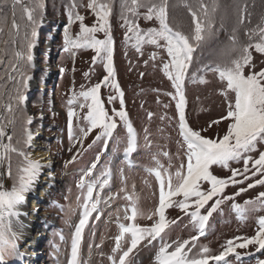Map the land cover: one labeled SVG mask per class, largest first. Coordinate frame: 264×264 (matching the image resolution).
Wrapping results in <instances>:
<instances>
[{
	"label": "snow or ice",
	"instance_id": "snow-or-ice-1",
	"mask_svg": "<svg viewBox=\"0 0 264 264\" xmlns=\"http://www.w3.org/2000/svg\"><path fill=\"white\" fill-rule=\"evenodd\" d=\"M115 2L116 0H87L86 7L95 16V23L91 26L84 23L85 17L77 11L80 5L76 0H72L68 6V26L64 29L63 51L74 58L76 50L91 49L95 53L93 63H102L106 75L102 81L87 90H83L82 86L79 93L73 91L72 97L67 101L69 140L73 147L78 144L80 150L66 162V166L75 162L84 148L83 141L94 130L97 135L88 147L103 141L104 150H107L108 142L118 127L117 118L126 129L124 159L129 166H132V154L139 147L137 133L124 107L123 91L115 79L114 42L110 22ZM9 4L12 17L10 26L7 16L0 15V37L7 35V39H0V264H8V258L22 255L18 245L20 235L14 230L13 223H19L22 215L20 208L25 203L27 194L33 190L43 167L39 160H32L25 150L31 147L33 133L24 127L22 136H18L16 125L18 121H23L25 125L32 123L30 117L24 116L23 107L31 79L26 68L32 65V50L35 47L37 28L43 21L44 5L42 0H0V5ZM176 6L172 0H120L119 15L125 29V44L141 55L145 45L166 53L167 60L163 62L161 70L174 89V93L166 94L175 101L180 139L177 141L178 151L175 154L178 164H173V154L160 151L152 155L154 166L145 168L146 173L153 176L158 185V205L154 210L145 212L139 206L134 185L133 192L127 193L126 177L121 169L124 186L120 192L125 193L123 199L128 204L123 208L122 218L120 209L116 210L118 234L114 237V246L107 257L109 264H134L133 253L141 245L155 247L154 242L159 247L153 264H230L228 257L232 254H235L237 261L241 260L238 248L247 249L249 245H253L256 252L264 251V216L257 220L255 236L228 240L219 254H213L207 245L197 244L199 237L206 234L209 219L227 201H233L232 209L241 221L246 219L249 205L264 209V192H260L254 200L245 201L243 205L235 202V197L243 192L257 185L264 186V151L259 147L264 145V69L253 70L256 65L253 63L252 51L254 49L256 53L264 55V18L255 28L247 29L244 32L247 41H241L239 26L250 15L247 6H243L239 10L237 26L232 29L228 44L219 51V59L198 69L204 73L216 74L221 85L218 94L224 98L226 111L219 119L212 120L207 128L194 129L186 118L185 83L189 78L194 83L208 82L203 76L190 77L189 70L198 61V50L216 34L219 5L217 0H211L210 3L196 0L195 6L182 0V6L191 17L188 30L175 23L171 10ZM18 7L22 12L20 19L25 21L22 41L19 39L21 24L16 18ZM141 20L146 23L154 22L156 26L142 28ZM74 23L79 25V32L75 35L70 31ZM220 28L223 29L222 22ZM100 33H103V39L98 38ZM157 56L158 53L154 51L150 54V59L154 61ZM88 75L85 73L86 77ZM102 87L114 90L116 95L109 94L107 103L111 104L118 99L119 110L113 108L110 112L106 108L100 95ZM74 105L83 113L82 116ZM164 107L167 108L168 105ZM152 115L149 113V119ZM74 118L77 120L79 136L73 130ZM161 119L165 117L162 116ZM224 121H227V127L222 136L203 134ZM144 146L151 147L147 129ZM253 153L258 155L253 156ZM100 156L101 154H97L95 161L82 171L76 184L79 190L75 202L76 209L79 210V222L72 235L68 264H82L81 242L89 220H100L103 215L100 204L103 202L110 206L119 196L116 193L110 194L105 200L101 199V193L110 184L111 169L94 176ZM161 156L167 159V165L161 162ZM233 162H242L243 168L230 167ZM213 166L228 169L231 175L227 178L218 177L213 174ZM253 177L260 178L254 183H248L246 188H239L233 195L226 194L228 187L244 184ZM4 178L12 180L10 188L5 186ZM173 207L189 217L198 235L185 240L179 237L171 241L166 239V230L177 223L176 220H168L166 216L167 210ZM142 219L151 220V225L142 226L138 222ZM60 239L63 240L62 234ZM255 264H264V259L256 258Z\"/></svg>",
	"mask_w": 264,
	"mask_h": 264
},
{
	"label": "rangeland",
	"instance_id": "rangeland-1",
	"mask_svg": "<svg viewBox=\"0 0 264 264\" xmlns=\"http://www.w3.org/2000/svg\"><path fill=\"white\" fill-rule=\"evenodd\" d=\"M45 1L46 4H43L44 14L58 11V0ZM224 1L225 0H219V8H221L220 14L223 19L225 16L227 17V15L234 14L233 11L230 13V8H227V6L222 4ZM257 1L258 0H251L250 5H248L249 7H247L248 13H252L250 6H254L255 8L256 4L259 6L264 4V1L262 4H259V2L257 3ZM252 2H255L256 4L253 5ZM83 3L84 0H81V4ZM85 4H87L86 1ZM18 11L22 15L19 7L16 10V15ZM85 11H87V13ZM259 11L261 12L262 9L260 8ZM78 12L85 17L84 23L86 25L91 26L95 23V16L91 14V11L86 9ZM6 16L8 18V25L10 26L12 18L11 12H9V15ZM180 16L182 17V13H180ZM61 17L60 18L63 19V16ZM51 18L52 16H43V25L47 24ZM118 18V16L114 17L112 22L115 23ZM248 22L250 23V21ZM186 23L189 24V20H187ZM24 24L25 23L21 25L22 40L24 36ZM253 24H255V21L249 25L247 24V28ZM140 25L142 28L155 26L154 22L146 23L143 20L140 21ZM256 26L257 24H255L253 28ZM217 29L220 30L221 33H224V31L228 29V26H224L223 29L218 26ZM102 35L103 33H101L98 38L103 39L104 37H102ZM2 39H7V35L5 34ZM113 40L118 43L117 50L113 47L115 79L123 91L124 107L138 136L139 147L131 157L133 166L131 167L127 165L124 160L123 150L126 146L127 133L124 132L125 128H123L124 126L119 122L118 118V127L111 138L112 141H110V150H108L109 145L107 146V150H104L103 141L93 144L90 148L88 147V145L92 144V141L97 135V131L94 130L89 135V138L83 142L84 148L81 150V154L77 156L75 162L67 164L66 166V162L71 160L72 156L80 150V146L78 144L76 147L72 146V142L69 140V136H67V133L65 132V121L67 115H65V112H68L67 101L70 98V87L73 86L76 93H79L82 90V86L83 90H87L92 85L100 82V79L102 81L106 73L102 63L99 61L95 64L93 63V56L95 54H92V50L90 53L87 51L76 50V55L73 58L70 53L63 51L64 42L62 38L59 39V37H57L56 41L51 43L44 32L39 33V31H37V37L35 39V47L37 45V51L34 49L35 47L32 50L33 57L36 60L37 67H35L42 70L45 66V69L49 68L50 70L55 71V63H59L60 68L65 71V74L59 78L61 73L57 71V73L53 72V75L50 77V82H48L49 80L45 81L43 75H36L31 80L30 84L32 83L34 85V89L36 91L35 94H39L41 96V101L37 106L32 104L34 96L26 101L27 107L24 108V116L32 119L31 125H26V127L33 133L31 147L34 145L32 148L29 147V151L26 148V151L29 153L32 160H39L43 165L42 168L48 169V172L51 174V179L56 181L50 197L55 198L54 200L57 202L59 201L58 206L61 207V210H63H59L57 212L56 209L53 208H51L52 210H48L46 206V200L48 198L45 199L42 205L46 210L50 211L52 215L56 216V224L60 223V229L62 227H67L66 220L70 219L74 215V206L76 207V204H74L76 200L75 195H78L79 191L77 188H74L78 181V170H82L87 166H90L89 164L95 161L96 154H101L103 152L95 170L96 176H99L106 169H111V181L108 189L104 192V195L105 197H108L110 194L119 193V196L111 202V208H114L115 210L119 208L123 209L128 204V201L123 199L125 193L120 192L121 187L124 186L122 185L121 180V169H123V175L126 177L127 193L131 194L133 192L134 185L135 195L139 197V206L145 212H148L155 209L154 194L156 193V190H154V185H149L151 180L145 171V168L153 167L152 155L160 151H168L173 154V164L176 165L179 163V161L175 158V154L178 151L177 141L180 139L178 136L177 118H175V101L171 99L170 95L166 94L174 93V89L172 88L171 82L164 76L161 70L163 62L167 60L166 53L148 45L144 46L142 55L137 53L133 47L125 44V29L122 27V22H120V29L118 27V30H116V37L113 36ZM243 41L245 42V40ZM222 46L223 42H217L213 45L215 50L221 48ZM57 48H61L59 56L56 55L58 51ZM34 51L36 52L34 53ZM154 51L158 53V56L157 59L153 61L150 59V54ZM252 51L253 63L256 65L253 70L259 71L264 69V55L256 53L254 49ZM73 64L74 71L71 74L69 69ZM85 73H88L89 75L86 77ZM200 76H203L208 82L205 84L192 82L189 86H185L187 99L185 110L186 118L189 121L190 126L194 129L207 128L208 124L212 120L219 119L226 111L224 98L218 94L221 85L216 77V74L211 72H202ZM102 93L105 98L108 97L109 94L116 95L114 90L110 87H102L100 95H102ZM165 105H168V107H164ZM109 106L119 110V100L117 99L113 103L109 104ZM149 113L153 114L151 119H149ZM82 115L83 113H81V116ZM162 116L165 117V119L162 120ZM22 124H24L23 121H19L17 123L16 131H19V129L22 128ZM226 127L227 121H224L219 125H214L203 134L212 137H215L217 134L222 136L226 131ZM145 129H147L148 137L151 141L150 148H146L144 146ZM73 130L77 135L79 130L76 128L75 131L74 123ZM20 134L22 135V132H20ZM69 148L72 150L69 151ZM260 150L264 151L261 147ZM252 155L256 156L258 153H253ZM160 159L162 163L167 165L168 161L166 158L161 156ZM46 160H51L52 163L50 165H45ZM230 167L242 169L243 164L242 162H233ZM213 174L221 178H227L231 175V172L228 169L213 166ZM249 175H251V173H249ZM241 178L242 177H238V179ZM259 178L260 177H253L252 179L245 181L244 184L230 186L226 189V194L233 195L239 190V188H246L248 183H254V181ZM145 181H147V183H145ZM39 187L40 186L35 187L29 194V197L27 196L28 198H26L25 207H30V201H32L31 198L33 197L32 195L39 192ZM260 192H264V186L257 185L256 187L243 192L240 196L235 197V202L243 205L247 200H254ZM35 198L36 195L34 194V199ZM28 202L29 205L27 204ZM232 203L233 201H227L221 206V209L213 214L209 224L208 234L205 238L197 241L198 245H207L212 250L213 254H219V252L223 251L222 246L225 245L228 240L235 241L236 237L251 238L255 236L258 227L257 220L259 217L264 216V209H258L255 205H249L247 217L241 221L233 211ZM172 209L173 210H167L166 216L168 220H176L177 223L173 224L174 227L171 228L170 231L168 229L166 230V237H172L173 240H176L179 237L181 240H185L187 239V232L192 231L190 228L185 226L187 217L178 208ZM104 218L105 217H103L101 224L98 222L99 220H96L90 225L91 231H88V234L90 232L88 239L89 245L92 244L90 247L96 245L99 242L98 240H103L105 232H112L111 227L102 224L104 222ZM76 219L77 211L75 212V216H73L72 220L75 221ZM47 220L48 222L45 230L46 237L48 238L51 235L52 239V241L48 244V261L50 264H64V257L67 252L65 243L56 240L55 232L57 233V230H52L50 234L52 222L46 218V221ZM138 222L142 226L151 225L152 223L151 220L147 219H142ZM17 225L21 226V223H13V228L16 232H18ZM67 233L69 234V232ZM46 237L43 238L42 242L43 251L46 248ZM85 239L87 240V238ZM86 244L87 242H85V245ZM18 245L20 246L21 251L23 243L20 240L18 241ZM111 249L112 246L110 243H104L101 247V250L108 253V255H110ZM152 252L153 249L142 246L135 259H133L134 264H153ZM237 252L245 255L247 260L235 262V254H232L228 257L230 264L233 262L237 264H255L256 258L264 259V251L256 252L255 246L253 245H249L247 249L238 248ZM22 260L24 261L25 259ZM8 261L10 264H15V257L8 258Z\"/></svg>",
	"mask_w": 264,
	"mask_h": 264
},
{
	"label": "trees",
	"instance_id": "trees-1",
	"mask_svg": "<svg viewBox=\"0 0 264 264\" xmlns=\"http://www.w3.org/2000/svg\"><path fill=\"white\" fill-rule=\"evenodd\" d=\"M85 1L87 2V0H84V3L81 4V0H79V1L76 0V3L78 5H80V7L77 8V11L87 9V7H86L87 4H85ZM263 1L264 0H258L257 3L259 2V4H262ZM42 2H43V4H46L45 0H42ZM187 2L192 4L193 6H195V4H196V0H187ZM205 2L210 3L211 0H205ZM250 2H251V0H225L224 3H222L225 6H227V8H230V13L233 11L234 14L231 15L229 13L230 15H227V17L225 16V18L223 19V18H221V14H220L221 8H218V11L216 13V26L217 27L220 26V24L222 22L223 27L228 26V29H226L224 31V33H221V31L217 29L215 36L212 39H210L209 41H207V43H205L200 50H198V52H197L198 61L196 63H194L193 66L190 68V70H189L190 77L192 75L199 77L202 72L198 71V69L202 68L203 65H205V64H212L219 59L220 49L224 48L228 44L229 36L232 33V29L237 26L239 10L245 5L247 7H249L248 5H250ZM71 3H72V0H58V11L57 12H48L47 14H44V16H52V15L65 16V15H67V12H68V6ZM172 3L177 5L175 8H173L171 10V15L174 17L175 23L182 26L184 28V30H188V27H189L190 22H191V17L189 16L187 9H185L182 6V0H172ZM217 3L220 6L219 0H217ZM119 4H120V0H116L113 15H112L111 21H110L111 22L112 38H113V36L116 37V30H118V27L120 29V22H122L120 19V15H119V13H120ZM255 4L256 3L254 2L253 5H255ZM257 5L258 4H256V6H255V8H257V9H255L254 6H250L252 13L249 12L250 15H249L248 20H246L243 25L239 26V36H240L241 41L245 40V42H246L247 37L244 35V32L247 29L253 28V26L255 24L258 25L261 22V19L264 18V4L260 5L261 7L259 5L257 7ZM260 8L262 9L261 12L259 11ZM222 10H223V8H222ZM9 12H11L10 4L9 5H0V15L6 16V15H9ZM85 12L87 13V11H85ZM180 13H182V17L180 16ZM116 16H118L119 18L116 20L115 23H113L112 20ZM183 16H184V18H183ZM20 17H21V14L18 11L16 18H17L18 22L20 23V21H21L20 24L23 25V23H25V21L23 20V22H22ZM187 20H189V24L186 23ZM248 21H250V23ZM253 21H255V24H253L252 26L250 25L247 28V24L249 25V24L253 23ZM77 27H79V26H77ZM39 30H40V27L37 28V31H39ZM21 31H22V29L20 30V38L19 39L22 41ZM44 34H46V32ZM100 35H101V33H100ZM0 39H2V37H0ZM113 42H114L113 43L114 49L117 50L118 49V43H116L114 40H113ZM217 42H219V43L223 42V46L221 48L215 50V47H213V45ZM26 72H27L28 76L32 75V70L30 67L26 68ZM192 82L193 81L191 80V78H189L186 81L185 85L189 86ZM4 99L6 102L7 97H5ZM40 101H41V96L39 94H36L33 98L32 104L37 106L40 103ZM24 127H26V125L22 124V128L19 129V131H16L18 136H22L20 134V132H22ZM262 146L264 148V145H262ZM15 163H16V158L14 157L13 158V166H14L13 170L14 171H15ZM205 187H207V185H205Z\"/></svg>",
	"mask_w": 264,
	"mask_h": 264
},
{
	"label": "bare ground",
	"instance_id": "bare-ground-1",
	"mask_svg": "<svg viewBox=\"0 0 264 264\" xmlns=\"http://www.w3.org/2000/svg\"><path fill=\"white\" fill-rule=\"evenodd\" d=\"M29 87L34 88L32 83L29 84ZM45 163V165H50L52 161L46 160ZM55 182L54 179H51V174L44 170L39 176L37 184L35 183L34 185V188L40 186L41 192H36V198L30 201V207H25V201L20 208L22 215L19 217V222L21 226L17 225V234L20 235V241L23 243L20 251L22 253L21 258L25 259L23 262L28 264H42V242L43 238L46 237L45 230L48 220L46 221L45 217L44 219L42 218L43 215L40 210L47 194L51 192L52 186L56 184ZM27 204L29 205V202ZM42 219L44 224H41Z\"/></svg>",
	"mask_w": 264,
	"mask_h": 264
}]
</instances>
